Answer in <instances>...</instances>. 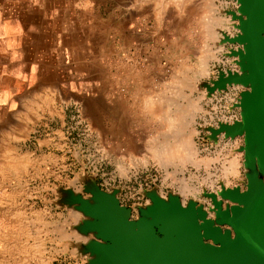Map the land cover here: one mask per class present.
<instances>
[{
  "label": "rangeland",
  "instance_id": "obj_1",
  "mask_svg": "<svg viewBox=\"0 0 264 264\" xmlns=\"http://www.w3.org/2000/svg\"><path fill=\"white\" fill-rule=\"evenodd\" d=\"M76 1L73 7L65 1L60 9L44 8L42 3H38L34 11L9 8L8 15L15 27L13 63L5 70L11 76L8 86L13 103L6 115L0 114V158L8 156L5 150L9 143L17 155L27 151L31 155L30 162L18 169L19 174L14 173L12 179L0 183V211L24 205L27 208L24 221H28L32 232L27 234L28 240H41L44 250L43 247L40 250L44 259H48L41 263L28 249L24 248L25 251L17 255L8 249L2 256L4 263L76 264L81 259L77 252H85V245L58 238L54 231L57 225L58 228L64 226V230L70 229L71 210L66 203L90 213L105 196L130 207L150 203L153 195H172L198 199L202 206L206 205V210L214 212L215 199L222 200V204L228 201L221 195L227 189L248 187L246 175L252 170L246 166L250 163L246 158L245 134L231 135L226 131V126L242 119L241 99L249 90L248 86L229 81L231 74L241 72L238 50L244 48L238 41L242 33L239 16L243 14L239 0H217L214 10L213 19L221 17L219 22L222 18L224 23H228V19L235 20V24L224 27L225 35L228 33L233 39L227 36V40H215L203 34L205 40L200 41L170 40L168 51H162L165 47L160 43L155 55L149 54L150 44L141 36L133 42L123 41L113 32L104 31V19L111 16L112 10L92 0ZM168 1L178 6V0ZM30 20L37 23L31 41L26 36V24ZM73 27L75 33L69 31ZM40 49L49 54L43 61L53 60L54 69L49 79L54 80L58 90L52 86L42 87L43 79L38 78L37 55L30 53L36 54ZM0 52L2 61H6L7 49L3 44ZM205 55H208L204 58L209 71L200 74L199 64ZM33 61L34 66L31 65ZM26 69H32L28 83ZM174 78L177 81L187 79L191 86L187 81V84H179L181 80L177 82ZM171 90L181 93L175 97ZM156 94L165 97L152 98V105L156 107L151 110L152 101L148 102V98ZM43 98L42 106H31L32 102ZM172 100L178 102L176 105L180 103L181 108L193 101L200 104L201 109L196 112L191 127L195 129L197 159L202 162L207 158L209 163H182L183 160L153 157V150L161 149L168 137L171 147L174 144L175 140L171 139L175 137L170 135L173 130L168 131L165 121V115L172 114L175 109ZM23 126L31 130L27 137L23 136ZM232 158L237 159V169L226 174L225 168ZM244 175L245 182L235 180L236 176ZM13 188L17 192L7 198ZM35 210L37 212L33 213ZM36 213L42 218L37 219ZM10 216L0 217L4 222L0 225V237L6 230L17 228V215L11 216L12 222ZM87 218L86 226L90 230L93 219ZM35 231H39L38 234Z\"/></svg>",
  "mask_w": 264,
  "mask_h": 264
},
{
  "label": "crops",
  "instance_id": "obj_2",
  "mask_svg": "<svg viewBox=\"0 0 264 264\" xmlns=\"http://www.w3.org/2000/svg\"><path fill=\"white\" fill-rule=\"evenodd\" d=\"M65 1H67L71 7L75 6L77 2L76 0H0V49L2 44L4 45V48L7 49V56H5L6 61H2L0 55V114L5 113L6 115L13 103V95L8 86L11 83V76L10 74H7L5 70L6 66H10L13 63L12 40L14 37L15 27L12 19L8 15L10 12L9 8L14 6L34 11L38 7V3H42L44 8L48 6L60 9L63 7L62 3L64 4ZM188 1H184L185 3L182 1L183 4L180 2L182 6L185 4V6H183L184 9H182L181 5L177 6L174 1L168 0H92L93 3L100 6H106L108 10H112L110 11L111 16L104 19V23L106 25V29H104V31H107L108 33L113 32L117 38L123 41L133 42L139 40L141 36V39L150 44L147 47L150 55L157 54V44L160 43L164 44L163 46L165 47L162 51L166 50L167 52L168 41L170 40H205V37H202L203 33H201L203 30V20H205L206 15H212L211 19H213V17H215V11H213L214 9L212 10L208 7H206L207 9H205V7L202 8V4L205 1L207 4L209 0H190L189 4H187ZM211 1H213L212 4H214V1L216 3L217 0ZM198 2L200 4H198ZM205 3L203 6L206 5ZM201 17L204 18L201 19ZM67 20L70 21L69 17ZM147 21L151 23V25H148ZM91 24L92 23H89L88 25ZM26 27L28 30L26 36L28 40L31 41L34 36L33 33L35 32L37 23L34 20H30L26 24ZM90 29V32L92 33V27ZM69 31L75 33L76 29L74 27L69 28ZM194 34H197L198 36L196 35L195 37ZM23 36H25V34H23ZM7 42L8 48L6 47ZM182 54L186 55L189 53ZM30 55H37L36 65L38 66V70L36 73L39 74L38 78L43 79L42 81L44 86L42 87L52 86L54 90H58L55 89L57 87L54 80L49 79V75H52L51 73H53L54 69V63H51L53 60H48L46 62L43 61L45 60L43 57H47L49 54L44 49H40L36 54L31 52ZM31 65L34 66L35 62H31ZM32 69L24 70L26 73L25 76L27 83L30 75L32 74ZM43 102L44 98L42 100L32 102L33 104L31 103V106L34 107V104L36 106H40L43 105ZM252 171L256 172L259 177L264 178V168H260L257 165L256 169L254 168ZM235 180L242 183L245 182L244 180H246V178L245 175L243 177L236 176ZM246 189L247 188H242L241 190ZM175 199L180 202L182 209L185 211H189L191 205L195 204L197 211L200 210L207 212L208 217L213 218L214 220L217 218L215 211L210 212L209 210H206V205L202 206L198 202V199L194 200L178 196L161 197L160 199L151 200L150 203L144 206L139 204H135L130 207L125 206L129 209V213L126 214L122 209H120V206L123 205L119 204L118 206V204H116L115 201L108 196L101 200L103 201V204H101L103 209L101 210V213H99L101 216H97L95 219L97 221L100 219L102 221H106L108 229L110 227L114 228V233H110L112 235L109 236H102V234L99 235L102 230L97 231L99 237L96 240V243H99L101 246H106L107 249L95 251L94 246L92 245L90 250H88V248L85 249V253H89L87 254L89 256L87 257L88 259L80 257L81 259L77 260L75 263L82 264L83 261H86L85 264H114L116 256L118 259L125 257L130 258L139 251L149 248V252L145 254H136L138 264H199L201 259L191 253L189 247L179 244L164 246V240L168 239V235L162 231L164 226L163 223H161L162 217H169L170 219H173L174 222L182 221L180 218L173 217L172 208ZM224 202L225 203L222 204L223 208L227 205L235 204V202L230 200H224ZM150 224H153V229L149 227ZM216 225H220L223 231L230 229L231 235H235L234 228L231 225L227 223H218L217 221ZM117 234L120 238H122L121 240L123 246L121 247L117 242L119 239ZM204 241L208 244L219 245L218 243H215L213 239L205 238Z\"/></svg>",
  "mask_w": 264,
  "mask_h": 264
},
{
  "label": "water",
  "instance_id": "obj_3",
  "mask_svg": "<svg viewBox=\"0 0 264 264\" xmlns=\"http://www.w3.org/2000/svg\"><path fill=\"white\" fill-rule=\"evenodd\" d=\"M239 2V9L244 14L239 16L242 33L238 36V41L244 45V48L238 50L241 72L231 74L229 81L248 86L249 90L241 99V105L244 107L241 112L242 119L226 126V131L231 135L245 134L246 158L250 163L246 166L253 170L257 165L264 168V0ZM247 179L246 190L235 187L221 194L223 198L235 204L223 208V201L215 199V220L208 217L207 212L197 211L195 204L191 205L189 211H185L175 199L173 217L182 221L174 222L169 217H162V231L168 235L164 246L179 244L189 247L191 253L201 259L199 264H264V178L252 171L247 173ZM150 197L152 200L161 198L157 195ZM102 199L97 198L99 203L96 208L93 212L86 213L93 219L90 230L95 231L96 235L98 230H102L99 235L109 236L114 233V228L108 229L106 221L95 220L97 216H101L99 213L103 209ZM112 199L119 206V201ZM120 209L126 214L129 213L125 206H120ZM216 221L231 225L235 235H231L230 229L223 231L220 225H216ZM149 227L153 229V224ZM117 237L120 247L123 246L122 238L118 234ZM205 238L213 239L219 245L208 244L204 241ZM92 245L95 251L107 249L94 241L87 247L88 250ZM149 250L143 249L136 254H145ZM136 254L130 258L118 259L116 256L114 264H138Z\"/></svg>",
  "mask_w": 264,
  "mask_h": 264
},
{
  "label": "bare ground",
  "instance_id": "obj_4",
  "mask_svg": "<svg viewBox=\"0 0 264 264\" xmlns=\"http://www.w3.org/2000/svg\"><path fill=\"white\" fill-rule=\"evenodd\" d=\"M179 2H177L178 3V5H181V3H182V1H183V3H185L186 2V0H178ZM185 1V2H184ZM188 1V0H187ZM190 1V0H189ZM189 1H188V3L187 4H189ZM204 1V0H203ZM181 2V3H180ZM206 2V1H205ZM204 2V3H205ZM212 2L213 1H211V0H209L208 1V3L206 4V5H209L211 8H209V9H216V4L217 3H215V1H214V4H212ZM182 3V4H183ZM191 3V2H190ZM195 3V2H194ZM203 3V4H204ZM195 4H197V3H195ZM198 4H200L199 2H198ZM203 4H202V8L203 7H205V9H207L206 7V5H204L203 6ZM182 6V5H181ZM183 6H185V4L183 5ZM182 6V9H184V7ZM194 6V5H193ZM200 6V5H199ZM221 6V5H220ZM164 7V6H163ZM180 7V6H179ZM192 7V6H191ZM190 7V8H191ZM202 8H201V10H202ZM159 9V8H158ZM161 9V8H160ZM182 9H181V11H182ZM187 9V8H186ZM185 9V10H186ZM193 9H195V8H193ZM200 10V11H201ZM213 10V11H214ZM184 11V10H183ZM188 11V10H187ZM186 11V12H187ZM193 11H195V10H193ZM228 11V10H227ZM240 11V10H239ZM189 12V11H188ZM191 12V11H190ZM210 12V11H209ZM241 12V11H240ZM158 13V12H157ZM182 13V12H181ZM184 13H185V11H184ZM196 13H197V10H196ZM158 14H160V13H158ZM183 14V13H182ZM192 14H194V13H192ZM203 15H206V14H203ZM221 15V14H220ZM193 16V15H192ZM202 16V15H201ZM206 18H205V20H203L204 22H203V30L202 31H204V35H208V37L210 36L211 38H213V39H215V40H220V39H226L227 38V36H229V34L227 33V35H225L226 33H225V28L224 27H226V26H228V24H231V25H233V24H235L234 22H235V20H230V19H228V23H224V22H222L221 20L223 19H221L220 20V22H219V19L221 18V17H219V19H211L212 18V15H210V17H208V15H206L205 16ZM216 17H218V16H216ZM224 17V16H223ZM180 18V17H179ZM202 18H204V17H201V19ZM210 18V19H209ZM214 18V17H213ZM225 18V17H224ZM226 19V20H227ZM234 19V18H233ZM189 20V19H188ZM200 20V19H199ZM224 21V20H223ZM233 22V23H232ZM174 23V22H173ZM191 23V22H190ZM189 23V24H190ZM222 24H223V27H221L220 28V26H222ZM225 24H226V26H225ZM186 25V24H185ZM200 25H201V23H200ZM179 26V25H178ZM228 28H230V27H228ZM199 30H200V28H199ZM221 30H222V32H221ZM198 33V32H197ZM202 33V32H201ZM229 38H231L230 36H229ZM231 39H233V38H231ZM227 40V39H226ZM184 45V44H183ZM189 51V50H188ZM208 51V50H207ZM207 53V52H206ZM210 55V54H209ZM208 56V55H207ZM206 55L205 56H203V58L201 59V61H200V64H199V69H198V72H200V74H207V70L209 71V69H208V62H207V60H206V58H204V57H207ZM208 58V57H207ZM184 65V64H183ZM188 65V64H187ZM128 69V68H127ZM197 72V73H198ZM183 75V74H182ZM186 77V76H185ZM175 79V78H174ZM180 79V78H179ZM179 79H178V81H179ZM176 81H177V78L175 79ZM175 80H174V82H175ZM181 80V79H180ZM177 81V82H178ZM186 81H187V79H186ZM184 79H182L180 82H179V84H187V82H186ZM191 82V81H190ZM171 84V83H170ZM177 84V83H176ZM175 84V85H176ZM178 84V85H179ZM188 85H190L189 84V82H188ZM182 87H183V85H181ZM187 86V85H186ZM191 86V85H190ZM174 88V87H173ZM179 89V88H178ZM177 89V90H178ZM176 90V89H175ZM180 90V89H179ZM172 91V90H171ZM182 91V90H181ZM140 92V91H139ZM156 93V92H155ZM171 93H173L172 94V96L173 95H175V97L177 96V95H180V93L179 92H177V91H172ZM160 94V93H159ZM184 95V94H183ZM157 96V98L159 97V96H162V95H155V96H147V97H149L148 99H150V100H148V102L150 101H152L151 103H150V105L149 104H146V105H149V106H151L152 104H153V99L152 98H154V97H156ZM145 97V96H144ZM163 97H165V96H162V97H160V98H163ZM167 97V96H166ZM179 97V96H178ZM157 98H156V100H157ZM159 98V99H160ZM182 98H184V97H182ZM152 99V100H151ZM155 99V98H154ZM164 99V98H163ZM163 99H160V101L161 100H163ZM169 99V98H168ZM187 99V98H186ZM146 100V99H145ZM156 100L154 101L155 103L154 104H156L157 102H156ZM189 100V99H188ZM164 101V100H163ZM170 101L168 100V103H169ZM191 101H189V103H190ZM40 103H42V102H40ZM161 103V105H162V102H160ZM164 103V102H163ZM175 103H178V102H173V100H172V104H173V106L174 105H176ZM188 103V104H189ZM159 104V103H158ZM166 104V103H165ZM170 104H171V102H170ZM169 104V105H170ZM180 104V103H179ZM178 104V105H179ZM187 104V103H186ZM160 105V104H159ZM178 105H176V106H174V110H173V113L172 114H167V115H165L166 117V119H165V121H166V123L168 124L167 125V127H168V131H171L170 130V128L173 130V133L172 134H170L171 136H172V138H174L175 137V139H171V140H175V141H173L174 142V144H175V147H174V144H173V146L171 147V145H172V142H170L169 143V138L170 137H164V139H166L167 141H164V142H162V148L160 149V148H155V150H153L154 152H153V154H154V156L153 157H155L156 156V158H158V159H160V160H170V159H177V160H179V161H181V160H183V162L182 163H184V162H193V163H196V162H200L201 161V159H197V150H196V146H195V144H194V139H193V136H194V133H195V129H194V127L192 128L191 127V124L192 123H194L193 121H194V118H195V114H196V112L199 110V109H201L200 108V104H198V102H196V101H193L191 104H189L188 106H185V107H182L181 108V106L179 107ZM40 106H42V105H40ZM171 106V105H170ZM169 106V107H170ZM152 107H154V109H155V107L156 106H151V110H152ZM164 107H166V106H164ZM163 107V108H164ZM150 108V107H149ZM162 108V107H161ZM160 109V108H159ZM166 109V108H165ZM160 110H162V109H160ZM167 110H169V109H167ZM204 110V109H203ZM150 111V110H149ZM155 112V111H154ZM153 112V113H154ZM156 112H157V110H156ZM165 112H166V110H165ZM169 111H167V113H168ZM172 112V111H171ZM158 114H159V112H158ZM161 114H163V113H161ZM166 114V113H165ZM156 115V114H155ZM197 115V114H196ZM23 125V124H22ZM24 127V126H23ZM25 128V127H24ZM23 128V130H24V132H23V136L24 137H27L29 134V132L31 131L30 130V128L29 129H27V126H26V128L24 129ZM22 129V128H21ZM26 129H27V131H26ZM33 129V128H32ZM34 130V129H33ZM169 134V133H168ZM175 135V136H174ZM7 142H9V141H7ZM155 142V141H154ZM5 143V142H4ZM157 144V143H156ZM160 144V143H159ZM171 144V145H170ZM116 145V144H115ZM158 145V144H157ZM5 146V145H4ZM6 146H7V148H6ZM5 146V148H6V153H8V156H6V157H4V156H2L1 158H0V183L1 184H3L5 181L4 180H6V179H12L13 178V174L15 173V174H19L18 173V169L21 167V165L23 164H27V162H30V161H28V160H30L29 159V156L31 155H29V151H27V152H25V153H22L21 155H17L18 153H16V152H14L15 150H14V148H13V145L11 144V146H10V143H9V145H6ZM156 146V145H155ZM171 147V148H170ZM4 148V147H3ZM174 148V149H173ZM8 151V152H7ZM172 151H174V152H172ZM14 152V153H13ZM20 154V153H19ZM157 154V155H156ZM31 158V157H30ZM200 160V161H199ZM178 162V161H177ZM181 163V164H182ZM200 163H209V159H207V158H203L202 159V162H200ZM228 166H226V168H225V173L226 174H228V173H234L235 171H236V169H237V159L236 158H232L229 162H228ZM22 165V166H23ZM23 168V167H22ZM15 176V175H14ZM17 176V175H16ZM20 177V176H19ZM18 179V178H17ZM23 188V187H22ZM22 188L20 187V189L22 190ZM20 189H18V191H20ZM184 189L185 190H187V186H184ZM88 190H90V189H88ZM15 191H16V188H15V190H14V188L12 189V191L11 192H9L10 194H8V196H7V198H10V196H12V194H15ZM24 191V190H23ZM17 192V191H16ZM23 193V192H22ZM29 195V194H28ZM69 203V202H68ZM66 205L68 206V208H69V210H71L70 211V216H71V222L69 221L68 223H70V224H68L69 225V228L70 229H68V230H64L63 228H65L64 226H59V228L56 226V228L54 227V229H56V230H54V231H57L56 232V235L58 236V238H62V239H68L69 241H74V243L75 242H80L79 244H83V245H85V247H84V250L83 251H85V249L92 243V242H94V241H96L97 239H98V235H96V232L95 231H91V230H88V228H87V222H88V218H87V216L88 217H90L89 215H87L86 214V212L81 208V207H78V206H76V205H74V204H72V203H70V204H67L66 203ZM24 206V205H23ZM17 207V208H15V209H5L6 211L4 212V210H1L0 211V217H9L10 215L11 216H13L14 217V215H17V222H18V224L16 223V225H17V228L15 229V227L13 228V230L12 229H10L9 231L8 230H6L4 233H3V235H2V237H0V243H1V246H3L2 247V249H3V251L1 252V255H0V257H2L3 256V254H4V252L6 251V250H12L14 253H16V254H14V255H17L18 253H20L24 248H25V250L26 249H28V251H30V252H32L31 254H33L34 256H38L37 258V261L38 262H45V260L46 259H48V258H46V259H44V256H43V254L44 253H42L43 251L42 250H40L42 247V249L44 250V244L42 243V241L41 240H37V239H35L34 237H32V238H34L33 240H34V242H29V240H28V237H27V234L29 235L30 234V232H31V229H30V226H29V223H28V221L27 220H25V221H27L26 223H25V221H24V219L27 217V215H26V210H27V208H25V207ZM27 207V206H26ZM29 207V206H28ZM32 210V209H31ZM34 210V209H33ZM37 210V209H36ZM33 211V213H35V212H37V211ZM40 210V209H39ZM3 211V212H2ZM40 211H42V210H40ZM39 212V211H38ZM42 212H44V211H42ZM42 212H40V213H42ZM45 213H46V210H45ZM44 214V213H43ZM26 215V216H25ZM38 217H37V216ZM42 215V214H41ZM87 215V216H86ZM11 216H10V219H11ZM42 216H44V215H42ZM35 217L38 219V218H40L41 216H40V214L39 213H36L35 214ZM67 217V216H66ZM69 217V216H68ZM15 218V217H14ZM42 218V217H41ZM40 218V219H41ZM27 219V218H26ZM37 219H35V221L37 220ZM40 219H39V221H40ZM68 219V218H67ZM14 220V219H13ZM34 221V220H33ZM43 221V220H42ZM45 221V220H44ZM10 222H12V219H11V221ZM14 222V221H13ZM41 222V221H40ZM58 222H60V221H58ZM2 223H4L3 221H1V218H0V225H2ZM34 223V222H33ZM49 223H51V222H49ZM53 223V222H52ZM44 224V223H43ZM63 225V224H62ZM29 226V227H28ZM32 226V225H31ZM35 226V225H34ZM37 226V225H36ZM40 226V225H39ZM48 227V226H47ZM61 227V228H60ZM35 228V227H34ZM33 228V229H34ZM37 228V227H36ZM40 229H41V227H39ZM43 228V227H42ZM66 229V228H65ZM36 230V229H35ZM52 230H53V228H52ZM42 231V230H41ZM48 231V230H47ZM36 232V231H35ZM39 232V231H38ZM38 232H36V234H38ZM32 233V232H31ZM11 234L13 235V236H11ZM35 234V233H34ZM9 236H11V237H9ZM15 236V237H14ZM30 236H32V234L30 235ZM37 236V235H36ZM39 236V235H38ZM56 236V237H57ZM4 237V238H3ZM14 237V238H13ZM41 239V238H40ZM14 240V241H13ZM37 240V241H36ZM44 242V241H43ZM75 247V246H74ZM1 249V248H0ZM1 249V250H2ZM0 250V251H1ZM5 250V251H4ZM25 250H23L22 251V253L25 251ZM77 250V249H76ZM42 251V252H41ZM8 252V251H7ZM10 252V251H9ZM11 253V252H10ZM10 253H8V254H10ZM27 253H29V252H26V254ZM42 253V254H41ZM83 259H88L87 257H89L87 254H89V253H85V252H82V253H80V250L77 252ZM76 253V254H77ZM12 254V255H13ZM28 255V254H27ZM18 257H19V255H18ZM3 259V257L0 259V264H11L10 262H7L6 261V263H4V262H1V261H3L2 260ZM17 260V259H16ZM15 260V261H16ZM21 261V260H20ZM19 261H16V262H14V263H12V264H19L18 263ZM37 262V263H38ZM28 263V262H27ZM26 264V263H25Z\"/></svg>",
  "mask_w": 264,
  "mask_h": 264
}]
</instances>
